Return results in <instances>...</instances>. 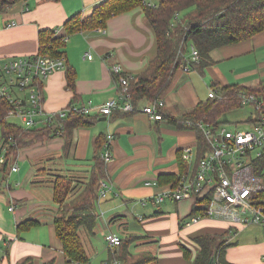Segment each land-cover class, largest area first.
Wrapping results in <instances>:
<instances>
[{"label":"crops","instance_id":"0c3cea01","mask_svg":"<svg viewBox=\"0 0 264 264\" xmlns=\"http://www.w3.org/2000/svg\"><path fill=\"white\" fill-rule=\"evenodd\" d=\"M100 1L102 0L16 1L6 11H0V60L35 55L38 53L40 29L61 30L70 15L77 12L88 15ZM11 21L15 24L8 25ZM64 50L65 60L76 70L75 89L68 87L64 68L54 71L43 83V106L47 111H56L70 105H84L90 107V117L94 116L95 119L89 125L75 126L69 140H66L64 135L57 134L48 140L24 146V154H20L22 158L40 153L42 156H65L71 161L67 169L70 173H60V170L65 168L58 165L53 169L54 176L49 177L50 186H22L14 189L8 186V196L0 193V264H23L28 259L30 264H44L50 260H53V264H65L62 244L53 225L57 208L52 210L51 222H48L40 206L45 203H41L40 199L35 200L27 208L29 200L26 195L32 196V192L40 187H46L52 192L56 174L80 177L86 182L95 169L93 157L99 155V146L104 135L113 134V139L112 159L102 158L103 176L99 178L103 188L100 187L102 192L98 197L97 222L99 220L102 223L117 220L123 224L124 217L132 208L138 207L137 201L150 200L152 195L167 188L174 181H160L159 175H175L184 171L186 166L183 165L179 170L177 164L178 151L181 156L184 146L197 144L195 130L191 128V131H188V128H178L165 120L152 119L141 111L126 114L113 109L110 115H105L98 109L106 100L119 96L121 86L112 73L113 64H119L122 72L137 74L142 72L156 55L155 34L142 7L137 6L109 18L104 31L97 27L71 34ZM88 54H91V58ZM211 58L212 66L209 65L203 72L193 68L189 71L178 70L175 73L162 98L166 110L176 115L179 111L192 108L198 101L212 97L213 82L248 87L259 85L264 80V30L247 40L213 49ZM226 61L231 64L225 70L223 63ZM215 63L219 66H214ZM206 69H209L210 74L208 73V79H204L203 93L190 83L192 77L187 78L185 75L193 70L203 75ZM174 89L176 91L172 92ZM163 132H168L173 140L165 153ZM66 142L68 145L64 148ZM38 171H33V175L39 174ZM31 175L30 171L24 180L30 179ZM154 180L158 181L157 184H146L147 181ZM77 191L75 188L74 192ZM48 201L50 203V200ZM171 201L177 210L180 207L189 210L182 218V226L184 228L194 225L187 232L194 231L189 235V245L180 241L170 244L171 242L164 241L165 239L159 240L157 246L148 244V251L157 255L158 264H192L199 250L198 245L191 240L193 235L203 231L223 232L231 226L236 230L229 238L231 244L226 248V259L234 264H264L262 226L231 224L218 219H201L185 225L184 221L190 216L192 203L188 200ZM160 213L162 211L158 209L150 218H137L147 231L149 222L154 221ZM31 217L38 219L40 224L18 233V222ZM43 223H47L48 230H42ZM249 225L259 226L262 233H252L247 229ZM83 242L90 254V248L93 246L91 238L87 236V240L83 239ZM85 242L90 245L89 248ZM182 244L191 249L190 258L183 256Z\"/></svg>","mask_w":264,"mask_h":264},{"label":"trees","instance_id":"16d2710c","mask_svg":"<svg viewBox=\"0 0 264 264\" xmlns=\"http://www.w3.org/2000/svg\"><path fill=\"white\" fill-rule=\"evenodd\" d=\"M16 1L19 0H0V11H6ZM137 6L142 7L154 31L156 55L142 72L137 74L121 72L124 76L131 75L128 92L134 110L127 112L115 110L126 114L137 112L141 106L163 98L173 76L182 66L189 65V70L197 68L203 72L213 63L211 58L213 49L247 40L264 30V0H157L155 3L148 0H102L88 15H83L81 12L70 15L60 31L55 28L40 29L38 52L55 58L64 57L67 85L70 89H75L76 70L65 60L64 48L68 37L78 31L105 27L109 18ZM185 9L189 11L180 17L179 12ZM189 43L193 44L199 53V58L195 62L188 61L189 56H186ZM114 78L118 81V74L114 75ZM212 86L215 87L216 96L200 100L192 108L179 111L176 115L163 107V116L159 120H165L178 128L195 130L197 143L204 147L205 137L197 123L219 125L222 123L219 120L220 113L244 105L239 93L247 91L259 94L264 90V80L252 87L240 84L220 85L216 82H213ZM9 106L10 102L0 96L3 169L9 163H14L21 147L57 135L56 130L47 125L25 128L20 123L10 121L6 117ZM90 116V114H71L63 120L61 134L69 140L75 126L89 125L95 119L94 116ZM105 139L106 135L100 143V150ZM67 145L66 142L64 148H67ZM98 154L93 157L95 169L90 173L88 182L77 192H74L75 182L69 176L56 174L53 179L52 200L58 205L53 217V225L55 234L62 244L65 264H90V256L85 248L81 230L88 234L95 233L101 187L99 178L103 176V161L100 153ZM260 162V165L264 166V157ZM177 164L179 170L183 165L185 166L180 151L177 154ZM177 178L178 173L159 175L160 181H176ZM200 209L202 208L195 204L190 214L197 213ZM38 224H40L38 219L26 218L18 222L17 232L20 233ZM235 230L236 228L231 226L223 232L203 231L193 235L191 240L198 245L199 250L192 264H209L210 259H213L212 264H234L226 259L225 252L231 244L229 242L231 233ZM220 237L224 238L218 240ZM135 239L133 235L122 237L118 247L109 248L110 255L107 260L120 259L123 264H158V257L152 251L133 253L129 250V244ZM181 249L183 256L190 258L191 249L184 244ZM23 264H30V260H25ZM44 264H53V260Z\"/></svg>","mask_w":264,"mask_h":264},{"label":"built area","instance_id":"2783aa9c","mask_svg":"<svg viewBox=\"0 0 264 264\" xmlns=\"http://www.w3.org/2000/svg\"><path fill=\"white\" fill-rule=\"evenodd\" d=\"M11 21L8 25H14ZM104 31V27H99ZM60 31V30H57ZM189 60L199 58L197 48L191 44ZM91 58V54H88ZM64 68V57H50L45 54L17 56L0 60V96L8 100L10 106L6 117L18 118L25 128L47 125L61 134L63 120L71 114H89L90 107L70 105L56 111H47L43 106V83L56 70ZM190 66H182L188 71ZM119 64L112 65V73L118 74L121 89L118 98L108 99L98 106L102 114L110 115L113 109L124 112L134 110L129 97L128 86L131 75L121 74ZM215 87L211 95L216 96ZM239 97L243 104L254 105L255 114L249 116L248 128L227 127L197 123L203 132L206 146L187 145L182 149L181 157L186 169L178 174L176 181L171 182L160 193L150 197L159 204L165 200H188L192 206L198 204L197 213L190 214L184 224L188 225L200 219L225 220L231 224H258L264 230V166L260 165L264 157V90L259 94L241 91ZM162 98L139 108L150 118H162ZM113 134H106L101 146L100 156L105 160L112 159L111 142ZM195 147V150H194ZM4 158V149L0 143V159ZM16 163L11 171H17ZM157 180L146 184H157ZM102 187V186H101ZM103 188V187H102ZM102 192L100 188L99 194ZM109 247H118L122 237L115 232L105 234ZM101 264H123L120 259L105 260Z\"/></svg>","mask_w":264,"mask_h":264},{"label":"rangeland","instance_id":"374dc122","mask_svg":"<svg viewBox=\"0 0 264 264\" xmlns=\"http://www.w3.org/2000/svg\"><path fill=\"white\" fill-rule=\"evenodd\" d=\"M148 1H150L151 3L157 2V0H148ZM188 11L189 9H185L179 12V16L180 17L184 16ZM191 52H192L191 44L189 43L187 46L186 56L188 57ZM216 56L219 57L218 55ZM229 64H231V62L230 63L228 61L224 62L223 68L226 70L229 67ZM215 65L219 66L218 63H215L214 66ZM208 73H209V69H206L203 75L200 74L198 71L193 70L191 71V73H189L188 75L186 74L185 76L187 78L191 76L193 80L190 83L194 85V87L197 90H199V92L204 93L205 84L203 82L204 79L209 78ZM191 84L189 85L191 86ZM177 89L178 86L176 85V90ZM176 90L174 89L172 92H175ZM254 108H255L254 105L251 103L244 104L243 106H238L227 112L220 113L219 120L222 121L221 124H224L230 128L231 127L248 128L250 122L247 121V119L249 116H253L255 114ZM8 119L12 122L20 123V120L18 118L9 117ZM188 129H189L188 131H191L190 128ZM0 137H1V130H0ZM162 138L165 139L163 145V153H165L167 146L171 145L173 140L168 132H163ZM24 148L25 147H22L18 150V154L14 160V163H16V165L19 168L18 171L15 172L11 171L12 163H9L7 167L3 169L2 168L3 159H0V193L1 194L8 196V192H9L8 186H11L12 189L19 188L22 186H50L49 177L54 176L53 169L58 165L65 168L63 170H60L61 171L60 173L62 174L70 173L67 169L68 167H70L69 164H71V161L65 158V156L58 157V155L51 156L49 154L42 156L40 155L41 154L40 153L39 155L33 154L27 158L26 157L22 158L20 154H24L25 151ZM30 171L32 173L31 178L28 180H24L26 178V175L29 174ZM33 171H38L39 174L33 175ZM69 178H72L73 182H75L74 184L77 190H79V186H83L86 182H88V180L86 182L82 181L80 177L75 178L71 176ZM32 196L26 195L27 200H29V202H27L26 207L29 208L31 202L40 199L41 203L42 202L45 203L43 205H40L41 209L43 210L42 212L46 215L45 220L51 222L52 210H55L58 206L57 203H55L52 200L51 190L47 189L46 187H40V189L38 190L35 189V192H32ZM48 200H50V203H48L49 202ZM137 203L139 204L138 207L132 208L131 212H129L127 216L124 217L123 224H120V222H118L117 220L116 222L109 221V223L105 221H103L102 223L99 222L98 220L94 229L95 233L88 234L86 233V231L81 230L84 240H87V236L92 240L93 246L90 248V254H89L91 263L101 264V262L109 258L110 247L108 246V243L105 240V234L110 231L119 234L121 237H124L126 235H133L134 237H136V239L129 244V250L133 253L144 251L146 249L149 250L148 244H152V245L155 244L157 246L156 243L161 239L163 240L165 239L164 241L169 240L171 242L170 244H172L173 241H180L188 245L190 244L188 240L189 235L194 230H189L188 232L187 230L189 228H192L194 225L184 228L181 227L183 220L182 218L183 216L186 215V213L189 210H187L184 207H180L179 210H177L174 202H172L171 200H166L165 202H162L160 204H155L151 200L147 199V200H143V202L137 201ZM158 209L162 211V213L159 214L162 216L157 215L154 218V221L149 222L150 227L148 224V228H146L148 231L147 232L146 230L143 229L142 227L143 224L142 222L138 221L137 217L141 216L144 219L150 218L151 216H153L154 211ZM70 212L71 211H69V213ZM192 223H196V222H192ZM43 225L44 226H41L43 228L42 230L43 231L48 230L47 223H43ZM109 228H111V230ZM247 229L250 230L252 233L261 232L260 227L257 225H249L247 226ZM149 232H153V233L150 234ZM223 238L224 237H220L218 238V240H221ZM152 239H154L155 241H152ZM85 244L88 248L90 247V245L87 244L86 242Z\"/></svg>","mask_w":264,"mask_h":264},{"label":"water","instance_id":"95a60500","mask_svg":"<svg viewBox=\"0 0 264 264\" xmlns=\"http://www.w3.org/2000/svg\"><path fill=\"white\" fill-rule=\"evenodd\" d=\"M212 263H213V259H210L209 264H212Z\"/></svg>","mask_w":264,"mask_h":264}]
</instances>
